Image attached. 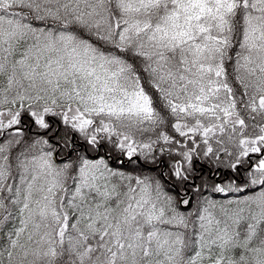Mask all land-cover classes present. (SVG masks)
I'll return each mask as SVG.
<instances>
[{
	"label": "snow or ice",
	"instance_id": "obj_1",
	"mask_svg": "<svg viewBox=\"0 0 264 264\" xmlns=\"http://www.w3.org/2000/svg\"><path fill=\"white\" fill-rule=\"evenodd\" d=\"M0 264H264V0H0Z\"/></svg>",
	"mask_w": 264,
	"mask_h": 264
}]
</instances>
